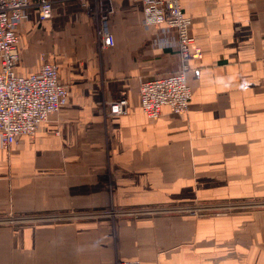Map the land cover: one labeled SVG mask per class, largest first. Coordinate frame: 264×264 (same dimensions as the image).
<instances>
[{
    "label": "crops",
    "instance_id": "crops-1",
    "mask_svg": "<svg viewBox=\"0 0 264 264\" xmlns=\"http://www.w3.org/2000/svg\"><path fill=\"white\" fill-rule=\"evenodd\" d=\"M55 1L51 19L27 12L17 73L44 54L68 104L0 148V264H264V0H182L203 58L189 61L188 113L157 120L140 85L181 69L176 33L112 0L108 47L99 0ZM198 201L260 206L150 211Z\"/></svg>",
    "mask_w": 264,
    "mask_h": 264
},
{
    "label": "built area",
    "instance_id": "built-area-1",
    "mask_svg": "<svg viewBox=\"0 0 264 264\" xmlns=\"http://www.w3.org/2000/svg\"><path fill=\"white\" fill-rule=\"evenodd\" d=\"M143 10L145 28L161 27L168 35L176 33L175 44L181 59V69L171 75L141 83L140 99L144 114L151 120L162 115L164 107L174 114H186L192 99L187 83L189 61L201 60L202 49L190 35L192 17L183 10L182 0H134ZM54 0H0V148L9 149L23 136L33 137L39 126L68 104V87L59 81V67L43 54L38 73L20 75L19 28L31 7L37 6L41 21L53 16ZM106 3V6L104 4ZM102 42L114 46L108 26L112 0H99ZM160 47L169 46L163 41ZM111 115L127 112L128 101L121 99L109 104ZM248 207L246 205L236 208ZM180 212L185 211L182 210ZM127 264V263H122Z\"/></svg>",
    "mask_w": 264,
    "mask_h": 264
},
{
    "label": "rangeland",
    "instance_id": "rangeland-1",
    "mask_svg": "<svg viewBox=\"0 0 264 264\" xmlns=\"http://www.w3.org/2000/svg\"><path fill=\"white\" fill-rule=\"evenodd\" d=\"M54 2H56L54 0ZM98 0H93V3H97ZM98 11L100 10L99 6L97 7L95 5V10ZM101 11H99L100 13ZM99 29L101 31V25H99ZM102 39V35H101ZM246 205L243 203H223L220 202V204L216 202H203V201H198L196 203H189V204H173V205H162L161 207H157L156 209H151V212H175L181 210V207L186 209V212L189 214H194V215H201V214H206V213H212V212H223V211H233L237 210V206H242ZM262 205V204H261ZM248 207H254V206H260V204H247ZM182 208V210H184ZM185 212V211H182Z\"/></svg>",
    "mask_w": 264,
    "mask_h": 264
}]
</instances>
